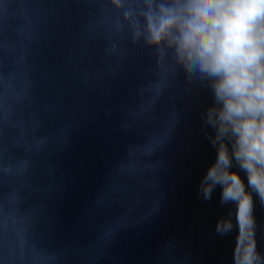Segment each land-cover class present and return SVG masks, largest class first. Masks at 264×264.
<instances>
[{
	"label": "water",
	"instance_id": "water-1",
	"mask_svg": "<svg viewBox=\"0 0 264 264\" xmlns=\"http://www.w3.org/2000/svg\"><path fill=\"white\" fill-rule=\"evenodd\" d=\"M159 7L0 0V264H264L210 81L147 43Z\"/></svg>",
	"mask_w": 264,
	"mask_h": 264
},
{
	"label": "clouds",
	"instance_id": "clouds-1",
	"mask_svg": "<svg viewBox=\"0 0 264 264\" xmlns=\"http://www.w3.org/2000/svg\"><path fill=\"white\" fill-rule=\"evenodd\" d=\"M156 17L147 43H166L182 63L210 81L213 104L206 123L233 138L232 155L218 152L217 158L227 165L238 160L249 186L264 201V0H162ZM213 174L212 169L207 173ZM228 175L223 195L246 204L254 237L252 196L238 174ZM245 264H256L255 255Z\"/></svg>",
	"mask_w": 264,
	"mask_h": 264
},
{
	"label": "snow or ice",
	"instance_id": "snow-or-ice-1",
	"mask_svg": "<svg viewBox=\"0 0 264 264\" xmlns=\"http://www.w3.org/2000/svg\"><path fill=\"white\" fill-rule=\"evenodd\" d=\"M242 214H243V209H242Z\"/></svg>",
	"mask_w": 264,
	"mask_h": 264
}]
</instances>
